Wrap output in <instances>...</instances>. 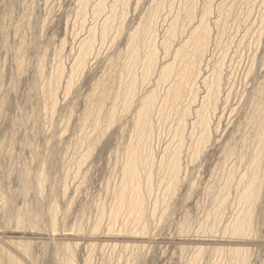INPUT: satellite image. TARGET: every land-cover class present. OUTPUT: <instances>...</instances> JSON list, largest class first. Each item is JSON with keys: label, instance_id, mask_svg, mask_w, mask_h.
Returning <instances> with one entry per match:
<instances>
[{"label": "rangeland", "instance_id": "rangeland-1", "mask_svg": "<svg viewBox=\"0 0 264 264\" xmlns=\"http://www.w3.org/2000/svg\"><path fill=\"white\" fill-rule=\"evenodd\" d=\"M263 112L264 0H0V264H264Z\"/></svg>", "mask_w": 264, "mask_h": 264}, {"label": "bare ground", "instance_id": "bare-ground-1", "mask_svg": "<svg viewBox=\"0 0 264 264\" xmlns=\"http://www.w3.org/2000/svg\"><path fill=\"white\" fill-rule=\"evenodd\" d=\"M134 85H135V82L132 81L131 84H130V88H133ZM182 85H183V79L181 77L180 78V82H179V86H182ZM207 87H208V89H213L215 87V81L211 82L209 85H207ZM173 94H174V96H177L179 94V88L174 89L173 90ZM155 98H156V92H154L153 94H151L147 98L146 102L143 104V106H142V108H141V110H140V112L138 114L139 123L141 125L145 126V127L148 124V116H149L150 112L153 109ZM259 119H260L259 129H261L262 132H263V130H264V112L260 115ZM180 128H183V122H181ZM262 132H260V133H262ZM205 136H207V132L206 131H205ZM149 137H150L149 131L145 130V132L143 134V138L145 140H148ZM181 147H182V145H181V142H180V144L178 145V148L172 153L171 159L168 162V167L173 172V178H172V182H171L172 185H174L176 183L177 174L179 172V155H180ZM259 163L260 162L258 160L256 162V164H255V173H257L259 168H260L259 167ZM138 164H139L138 161L135 159L129 166V170L132 173V180L129 183L124 184L123 187L121 188L120 199L122 201L125 200L128 192H134L137 197L141 196L140 185H139V182H138L137 176H136V172H137V170L139 168ZM148 188L150 189V186ZM244 195H243L244 196L243 198L247 199L249 197V194L247 192ZM141 218H142V214L140 215V219ZM238 223H239V221L237 222V224ZM245 228H247V225H245L243 223H240L238 230H244Z\"/></svg>", "mask_w": 264, "mask_h": 264}]
</instances>
